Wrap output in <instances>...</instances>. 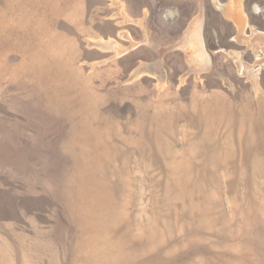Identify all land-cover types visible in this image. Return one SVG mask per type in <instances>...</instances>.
<instances>
[{
	"label": "rangeland",
	"instance_id": "obj_1",
	"mask_svg": "<svg viewBox=\"0 0 264 264\" xmlns=\"http://www.w3.org/2000/svg\"><path fill=\"white\" fill-rule=\"evenodd\" d=\"M196 1L206 69L128 54L113 0H0V264H264V0Z\"/></svg>",
	"mask_w": 264,
	"mask_h": 264
},
{
	"label": "crops",
	"instance_id": "obj_2",
	"mask_svg": "<svg viewBox=\"0 0 264 264\" xmlns=\"http://www.w3.org/2000/svg\"><path fill=\"white\" fill-rule=\"evenodd\" d=\"M176 1L169 6V9L162 11L164 19L169 20L171 24H181V30L172 39L164 37L166 41L160 39L157 41L153 28H149L151 17V4L149 2L142 5L140 11L135 13L128 0V8L119 0H113L114 10L112 20L116 25H124V28L118 30V36L122 40H128V54L132 53L133 48L145 46H162L168 45L172 52H183L190 64L196 68H208L211 63V56L206 44V28L208 15L205 3H197L194 0L192 11L186 13L183 9L184 4L181 0ZM247 0H218L220 3L221 15L224 19L230 21L234 29L238 32L244 30H262L256 22L252 21V13L260 14V5L254 11L248 10ZM216 1V3H218ZM264 19V14H262ZM128 26V28H126ZM139 29L140 34H135L132 30ZM117 34V33H116ZM154 34V35H153ZM160 36V34H159ZM117 42V41H116ZM120 42L116 43V47ZM135 49V50H136Z\"/></svg>",
	"mask_w": 264,
	"mask_h": 264
}]
</instances>
